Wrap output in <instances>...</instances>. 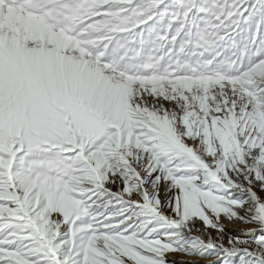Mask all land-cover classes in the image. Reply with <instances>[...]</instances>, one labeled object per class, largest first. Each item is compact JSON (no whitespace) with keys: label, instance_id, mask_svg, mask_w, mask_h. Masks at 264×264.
<instances>
[{"label":"snow or ice","instance_id":"1","mask_svg":"<svg viewBox=\"0 0 264 264\" xmlns=\"http://www.w3.org/2000/svg\"><path fill=\"white\" fill-rule=\"evenodd\" d=\"M174 253L264 264V0H0V264Z\"/></svg>","mask_w":264,"mask_h":264},{"label":"rangeland","instance_id":"2","mask_svg":"<svg viewBox=\"0 0 264 264\" xmlns=\"http://www.w3.org/2000/svg\"><path fill=\"white\" fill-rule=\"evenodd\" d=\"M225 223H226L227 231L233 232L234 234L241 232V230H244V229H247V228L254 227V225H245V224H228L227 222H225ZM237 226L240 227V230H236V229H235ZM174 254H179V253H174ZM170 255H173V254H169V259H170V260H175V261L177 262V264H179L180 261L174 259V258L171 257ZM179 255H181V254H179Z\"/></svg>","mask_w":264,"mask_h":264},{"label":"bare ground","instance_id":"3","mask_svg":"<svg viewBox=\"0 0 264 264\" xmlns=\"http://www.w3.org/2000/svg\"><path fill=\"white\" fill-rule=\"evenodd\" d=\"M235 229H236V230H240V227L237 226ZM170 256L173 257V258L176 259V260H179V261H181V260H188V259H191V258H189V257H185V256H182V255H179V254H173V255H170Z\"/></svg>","mask_w":264,"mask_h":264}]
</instances>
